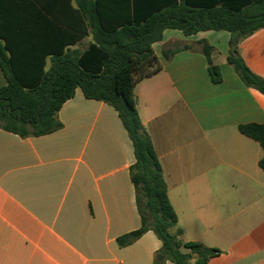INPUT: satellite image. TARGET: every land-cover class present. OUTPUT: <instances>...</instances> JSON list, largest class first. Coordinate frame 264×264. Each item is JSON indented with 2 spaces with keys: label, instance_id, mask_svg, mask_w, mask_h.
Masks as SVG:
<instances>
[{
  "label": "crops",
  "instance_id": "obj_1",
  "mask_svg": "<svg viewBox=\"0 0 264 264\" xmlns=\"http://www.w3.org/2000/svg\"><path fill=\"white\" fill-rule=\"evenodd\" d=\"M230 38L224 30L166 29L152 45L161 69L134 91L183 240L220 250L208 264H264V149L239 131L264 123V94L229 63ZM92 43L84 35L65 50L82 53ZM239 54L264 78V28L240 41ZM58 119L59 130L38 137L0 128V264H153L162 247L153 231L117 243L141 226L134 148L118 112L77 87Z\"/></svg>",
  "mask_w": 264,
  "mask_h": 264
},
{
  "label": "trees",
  "instance_id": "obj_2",
  "mask_svg": "<svg viewBox=\"0 0 264 264\" xmlns=\"http://www.w3.org/2000/svg\"><path fill=\"white\" fill-rule=\"evenodd\" d=\"M263 28L264 0H0V68L7 80L0 87V128L22 138L59 130L58 112L77 87L86 98L109 104L133 144L130 173L141 217L140 228L118 237V245L129 246L151 230L162 242L153 264H208L220 250L183 240L134 90L161 69L152 45L166 29L185 35L224 30L231 35L229 63L246 86L264 94V78L239 54L240 41ZM88 34L93 43L85 52L65 50ZM202 52L219 83L212 47L203 42ZM239 131L264 149V123L242 124ZM259 166L264 171V157Z\"/></svg>",
  "mask_w": 264,
  "mask_h": 264
},
{
  "label": "water",
  "instance_id": "obj_3",
  "mask_svg": "<svg viewBox=\"0 0 264 264\" xmlns=\"http://www.w3.org/2000/svg\"><path fill=\"white\" fill-rule=\"evenodd\" d=\"M159 258H160V259H163V256H162V255H160V256H159Z\"/></svg>",
  "mask_w": 264,
  "mask_h": 264
}]
</instances>
